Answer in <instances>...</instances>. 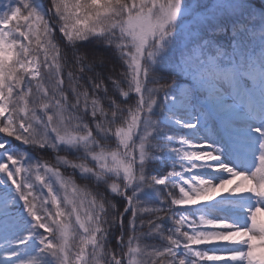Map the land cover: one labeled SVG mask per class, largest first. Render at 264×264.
<instances>
[{"label":"snow or ice","instance_id":"1","mask_svg":"<svg viewBox=\"0 0 264 264\" xmlns=\"http://www.w3.org/2000/svg\"><path fill=\"white\" fill-rule=\"evenodd\" d=\"M0 264H264V0H0Z\"/></svg>","mask_w":264,"mask_h":264}]
</instances>
